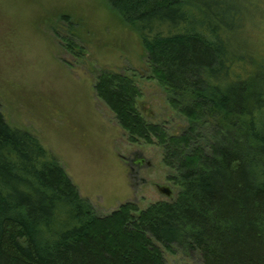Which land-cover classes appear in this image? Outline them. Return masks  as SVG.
Returning <instances> with one entry per match:
<instances>
[{
  "label": "trees",
  "instance_id": "trees-1",
  "mask_svg": "<svg viewBox=\"0 0 264 264\" xmlns=\"http://www.w3.org/2000/svg\"><path fill=\"white\" fill-rule=\"evenodd\" d=\"M105 1L138 35L150 78L187 124L168 135L146 121L122 73H98L94 94L128 142L157 141L176 191L100 216L57 157L0 112V264H166L162 249L201 264H264V46L245 38L247 8Z\"/></svg>",
  "mask_w": 264,
  "mask_h": 264
},
{
  "label": "rangeland",
  "instance_id": "rangeland-1",
  "mask_svg": "<svg viewBox=\"0 0 264 264\" xmlns=\"http://www.w3.org/2000/svg\"><path fill=\"white\" fill-rule=\"evenodd\" d=\"M242 2L245 38L262 49L264 0ZM102 71L133 79L146 121L168 135L183 131L187 121L150 78L138 35L107 1L0 0V112L6 123L31 132L57 157L100 216L127 202L144 209L176 191L157 141L128 142L113 113L95 96L94 82ZM162 252L166 264H201L193 253Z\"/></svg>",
  "mask_w": 264,
  "mask_h": 264
},
{
  "label": "water",
  "instance_id": "water-1",
  "mask_svg": "<svg viewBox=\"0 0 264 264\" xmlns=\"http://www.w3.org/2000/svg\"><path fill=\"white\" fill-rule=\"evenodd\" d=\"M161 191H163L166 195L169 194V191H168V189H166V188H162Z\"/></svg>",
  "mask_w": 264,
  "mask_h": 264
},
{
  "label": "flooded vegetation",
  "instance_id": "flooded-vegetation-1",
  "mask_svg": "<svg viewBox=\"0 0 264 264\" xmlns=\"http://www.w3.org/2000/svg\"><path fill=\"white\" fill-rule=\"evenodd\" d=\"M162 192V191H161Z\"/></svg>",
  "mask_w": 264,
  "mask_h": 264
}]
</instances>
